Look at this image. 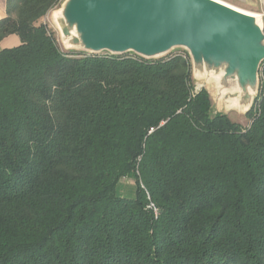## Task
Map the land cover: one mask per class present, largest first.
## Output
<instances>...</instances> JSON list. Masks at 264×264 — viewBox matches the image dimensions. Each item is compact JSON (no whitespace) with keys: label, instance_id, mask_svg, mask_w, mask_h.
Wrapping results in <instances>:
<instances>
[{"label":"trees","instance_id":"16d2710c","mask_svg":"<svg viewBox=\"0 0 264 264\" xmlns=\"http://www.w3.org/2000/svg\"><path fill=\"white\" fill-rule=\"evenodd\" d=\"M60 1L0 19V264H264V61L243 126L186 52L61 50Z\"/></svg>","mask_w":264,"mask_h":264},{"label":"water","instance_id":"95a60500","mask_svg":"<svg viewBox=\"0 0 264 264\" xmlns=\"http://www.w3.org/2000/svg\"><path fill=\"white\" fill-rule=\"evenodd\" d=\"M52 13L66 49L155 59L181 47L194 77L213 78L226 112L246 114L257 95L264 61L260 17L258 26L210 0H65Z\"/></svg>","mask_w":264,"mask_h":264},{"label":"rangeland","instance_id":"374dc122","mask_svg":"<svg viewBox=\"0 0 264 264\" xmlns=\"http://www.w3.org/2000/svg\"><path fill=\"white\" fill-rule=\"evenodd\" d=\"M64 1L65 0H61L57 7L49 10L43 17H41V19L39 21L41 23L46 24L53 31L54 36L56 38V43L61 50H63V51H74L72 49H66L63 46V44L61 43V40H60L59 28L51 19L52 11L59 9ZM260 18H261L262 26L264 29V15H260ZM103 52H106V51H102L100 53H103ZM176 52L184 53L186 51L181 47H173L165 56L176 53ZM192 77H193V82H194L195 88H199L200 86H202L208 90V92L210 94L211 102H212V110L214 112L215 111H221V112L227 113L232 120L240 122L243 126L249 125L251 119L249 117H246V115L244 113H240L236 110H230L229 112L225 111V108L223 106V99H219V100L217 99V94H216V90H215V81L213 80V78L209 79L205 75H200V76L194 77L193 74H192ZM258 77H259V80H258L257 93H258L259 87H260L259 86L260 85V74L258 75ZM133 183H134V178L132 175L127 176L125 178H122L121 181L117 185V191L122 193L126 197H132L134 194V189H135Z\"/></svg>","mask_w":264,"mask_h":264},{"label":"crops","instance_id":"0c3cea01","mask_svg":"<svg viewBox=\"0 0 264 264\" xmlns=\"http://www.w3.org/2000/svg\"><path fill=\"white\" fill-rule=\"evenodd\" d=\"M238 6L240 8L253 11L256 13L264 12V0H223ZM6 15V0H0V19L4 18ZM20 43V39L16 34H8L0 40V50L2 48H10L16 46Z\"/></svg>","mask_w":264,"mask_h":264},{"label":"bare ground","instance_id":"6f19581e","mask_svg":"<svg viewBox=\"0 0 264 264\" xmlns=\"http://www.w3.org/2000/svg\"><path fill=\"white\" fill-rule=\"evenodd\" d=\"M210 1H213L215 3H218L220 5H223L237 13H241L243 15H246L248 17H251L253 20H254V23H256L258 26H260V22L258 21V17H260V14L259 13H256V12H253V11H249V10H246V9H243V8H240L238 6H234L232 4H229L228 2H225L223 0H210ZM58 12H54L53 14V17H55V15L57 14ZM51 18H52V15H51ZM66 46H68V44H66ZM71 46V45H69Z\"/></svg>","mask_w":264,"mask_h":264},{"label":"built area","instance_id":"2783aa9c","mask_svg":"<svg viewBox=\"0 0 264 264\" xmlns=\"http://www.w3.org/2000/svg\"><path fill=\"white\" fill-rule=\"evenodd\" d=\"M261 15V14H260ZM262 15H264V12H262Z\"/></svg>","mask_w":264,"mask_h":264}]
</instances>
